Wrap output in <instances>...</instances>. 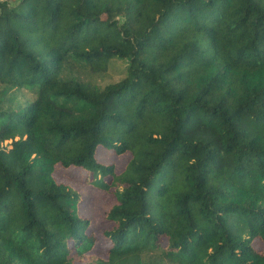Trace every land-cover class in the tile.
I'll list each match as a JSON object with an SVG mask.
<instances>
[{"label": "trees", "instance_id": "1", "mask_svg": "<svg viewBox=\"0 0 264 264\" xmlns=\"http://www.w3.org/2000/svg\"><path fill=\"white\" fill-rule=\"evenodd\" d=\"M58 166L115 197L98 228ZM255 240L264 0H0V264H264Z\"/></svg>", "mask_w": 264, "mask_h": 264}, {"label": "rangeland", "instance_id": "2", "mask_svg": "<svg viewBox=\"0 0 264 264\" xmlns=\"http://www.w3.org/2000/svg\"><path fill=\"white\" fill-rule=\"evenodd\" d=\"M110 63L111 65L109 69L100 73L91 74L87 70L82 69L80 65L75 64L70 67V71L76 76L79 74V76L86 82L102 86L109 82L120 80L125 74L126 63L124 61L112 59ZM28 97L30 96H25L26 99ZM130 158L131 156L129 153L115 157L112 152L101 148L98 152L99 161L105 164H115L117 172L124 170ZM85 174L86 172L81 168H63L58 166L54 175L58 181L68 184L83 196V199L79 204L80 213L91 218L92 227L95 229L98 228V224L103 220L105 211L116 203V199L112 193L96 189L87 184L85 182ZM254 246L258 249L264 250V241L255 240Z\"/></svg>", "mask_w": 264, "mask_h": 264}]
</instances>
